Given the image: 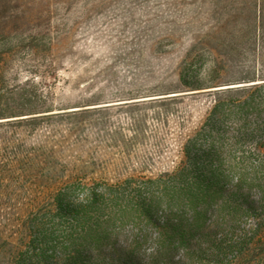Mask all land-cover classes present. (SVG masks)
<instances>
[{
  "label": "rangeland",
  "instance_id": "obj_1",
  "mask_svg": "<svg viewBox=\"0 0 264 264\" xmlns=\"http://www.w3.org/2000/svg\"><path fill=\"white\" fill-rule=\"evenodd\" d=\"M254 4L68 0L0 11V240L19 243L34 218L54 221L84 185L177 172L185 145L207 131L219 104L226 113L215 122L224 133L213 201L218 225L211 212L163 258L154 240L161 230L149 226L153 240L122 259L264 264V113L249 111L260 87L252 85L264 82V29L254 26ZM80 106L92 110L81 118L69 113ZM206 144L198 139L196 148ZM198 157L187 173L197 187L210 177ZM193 204L195 211L204 206L200 198ZM166 210L163 201L160 225Z\"/></svg>",
  "mask_w": 264,
  "mask_h": 264
},
{
  "label": "trees",
  "instance_id": "obj_2",
  "mask_svg": "<svg viewBox=\"0 0 264 264\" xmlns=\"http://www.w3.org/2000/svg\"><path fill=\"white\" fill-rule=\"evenodd\" d=\"M67 1L0 0V11L46 10L52 4L58 5ZM254 2L256 10L253 23L260 34L264 29V0ZM252 86L260 87H255L253 91L257 94V99L252 96L249 98V111L264 113V82ZM2 91L0 89V93ZM84 107L80 106L81 110L69 113L75 118L85 117L92 109ZM212 111L213 116L209 119L212 123L207 126V131H203V134L198 132V138L185 145L184 154L187 160L177 172L165 174L163 179L143 183L127 179L115 185L94 183L82 186V197L71 203L63 202L56 209L58 217L54 221L34 218L29 227L21 231L19 243L0 240V264H49L51 259H54V264H103V260L129 264L122 257H135L144 244L153 240L146 231L149 226L157 225L161 230L154 240L162 258L172 254L178 244H183L187 231L195 229L211 212L215 221L212 226L216 228L219 214L213 211V201L221 189L216 174L219 172L222 177L219 156L224 133L215 122L222 123L226 112L219 104ZM3 112L5 111L0 110V117L5 114ZM249 135H254V132ZM198 139L207 143L201 152L196 148ZM198 156L206 160L207 163H204L202 169H207L210 177L202 176L201 185L197 187L195 180L187 177V173L196 167ZM158 188L163 190L155 195L154 190ZM199 198L204 206L195 211L193 203ZM163 201L167 212L162 211L164 222L160 225L156 217L158 206ZM190 206H193L192 215L186 213ZM173 209L177 213H173ZM126 224L132 227L130 233L123 230Z\"/></svg>",
  "mask_w": 264,
  "mask_h": 264
},
{
  "label": "water",
  "instance_id": "obj_3",
  "mask_svg": "<svg viewBox=\"0 0 264 264\" xmlns=\"http://www.w3.org/2000/svg\"><path fill=\"white\" fill-rule=\"evenodd\" d=\"M72 111H77V110L75 109V110H72Z\"/></svg>",
  "mask_w": 264,
  "mask_h": 264
}]
</instances>
